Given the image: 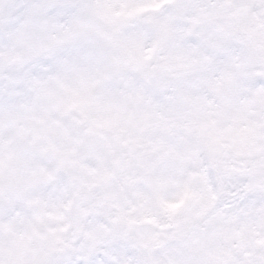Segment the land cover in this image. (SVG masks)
I'll return each instance as SVG.
<instances>
[{"label": "clouds", "instance_id": "clouds-1", "mask_svg": "<svg viewBox=\"0 0 264 264\" xmlns=\"http://www.w3.org/2000/svg\"><path fill=\"white\" fill-rule=\"evenodd\" d=\"M0 264H264V0H0Z\"/></svg>", "mask_w": 264, "mask_h": 264}]
</instances>
